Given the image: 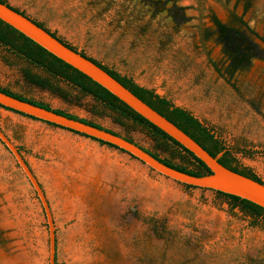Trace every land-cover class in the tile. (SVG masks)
I'll return each instance as SVG.
<instances>
[{
  "label": "rangeland",
  "instance_id": "374dc122",
  "mask_svg": "<svg viewBox=\"0 0 264 264\" xmlns=\"http://www.w3.org/2000/svg\"><path fill=\"white\" fill-rule=\"evenodd\" d=\"M77 52L189 111L264 183V0H3ZM228 30L220 38L211 16ZM208 36L207 40H204ZM56 92L28 83L23 71ZM0 88L194 164L91 96L0 46ZM0 129L48 202L55 264H264L258 224L212 190L186 188L124 152L4 110ZM42 205L0 142V264H49Z\"/></svg>",
  "mask_w": 264,
  "mask_h": 264
},
{
  "label": "water",
  "instance_id": "95a60500",
  "mask_svg": "<svg viewBox=\"0 0 264 264\" xmlns=\"http://www.w3.org/2000/svg\"><path fill=\"white\" fill-rule=\"evenodd\" d=\"M0 20L118 98L134 112L164 132L181 147L200 160L210 170V174L204 176H192L178 171L163 164L145 149L115 133L58 114L51 109L48 110L23 101L2 91H0V106L39 121L56 125L63 129L110 144L117 149L124 151V153L138 160L164 178L176 183L236 196L264 209V183H259L222 166L218 160L223 152L215 157L211 156L196 141L140 100L93 61L64 45L56 37H53L50 32L38 26L26 15L15 11L14 8L1 2ZM0 142L14 157L24 176L36 192L42 205L48 226V263L55 264L56 238L54 224L44 193L29 166L19 153L18 148L12 144L1 129Z\"/></svg>",
  "mask_w": 264,
  "mask_h": 264
},
{
  "label": "trees",
  "instance_id": "16d2710c",
  "mask_svg": "<svg viewBox=\"0 0 264 264\" xmlns=\"http://www.w3.org/2000/svg\"><path fill=\"white\" fill-rule=\"evenodd\" d=\"M1 3L6 4L9 6L5 1L0 0ZM15 11H18L14 9ZM19 12V11H18ZM23 14L22 12H20ZM24 15V14H23ZM211 20L214 24V26L217 29V32L219 33L220 38L224 39L226 44H229V35L228 30L225 28V26L216 19L213 15L211 16ZM36 23V22H34ZM41 28H44L41 24L36 23ZM45 29V28H44ZM48 31V30H47ZM49 32V31H48ZM53 37H56L55 34L51 33ZM60 42H62L67 47L71 48L74 51H77L75 48L71 47L64 41L60 40L58 37H56ZM208 36L205 37L204 40H207ZM0 46L4 47L6 50L12 52L14 55L21 57L25 59L29 64L33 65L36 68L41 69L45 74H47L49 77L61 80L65 83H68L69 85L73 86L74 88L78 89L82 94L91 96L94 98L97 102L101 103L103 106L107 107L114 113L119 114L121 117L128 118L132 120L134 123L139 125L140 127L148 130L151 132L155 137H158L160 139H167L180 147L183 151H185L193 160L194 164L187 165V164H174L172 160L168 158L161 159L156 154L150 153L154 158L158 159L163 164L174 168L178 171L187 173L192 176H204L207 174H210V170L195 156H193L189 151L181 147L177 142H175L173 139H171L169 136H167L164 132L159 130L157 127L152 125L150 122H148L146 119L141 117L139 114L134 112L131 108H129L127 105H125L123 102H121L118 98L113 96L111 93H109L107 90L102 88L97 83L93 82L91 79L80 73L79 71L75 70L71 66L67 65L63 61L59 60L46 50H44L42 47L25 37L23 34L12 28L11 26L5 24L0 20ZM81 55L85 56L83 53L79 52ZM87 57V56H85ZM91 61H93L95 64H97L99 67H101L104 71H106L110 76H112L114 79H116L120 84H122L125 88H127L130 92H132L135 96H137L140 100H142L144 103H146L148 106H150L153 110L158 112L160 115H162L164 118H166L168 121L173 123L175 126H177L179 129H181L185 134H187L189 137H191L194 141H196L206 152H208L211 156L215 157L218 154L222 153V156L218 160V162L224 166L225 168L236 172L240 175H243L245 177H248L250 179H253L259 183L263 182L259 177H257L254 172L242 166L237 158L235 157L236 154H241L243 156L252 157L254 153H252L249 149H246L244 147H239L237 145H229L226 144V142L222 141L220 137L214 133V131L203 124L200 120H198L195 116H193L189 111H187L184 108L175 106L170 100L161 97L157 95L153 90L146 89L144 87H141L137 85L131 78L121 76L118 73L108 69L107 67L101 65L100 63L96 62L95 60L87 57ZM23 76L25 80L37 87L40 88H47L52 92H56L55 87H53L49 80L43 79L40 76H37L28 70L23 71ZM0 91L11 95L13 97H16L18 99H21L23 101L32 103L34 105L43 107L45 109H50L45 105L36 103L31 100H27L25 98H22L20 96H17L5 89H1ZM3 108L2 106H0ZM4 110L13 112L15 114H19L21 116L30 118L32 120H37L32 117L23 115L21 113L15 112L13 110L3 108ZM54 112L58 114L65 115L69 118L79 120L83 123H87L89 125L95 126L97 128H101L98 125H95L91 122H87L78 118H75L73 116L64 114L60 111L53 110ZM39 121V120H37ZM43 122V121H40ZM45 123V122H43ZM47 125L57 127L60 129H63L61 127H58L56 125H52L49 123H45ZM66 130V129H63ZM69 131V130H66ZM109 131V130H107ZM72 132V131H69ZM111 132V131H109ZM76 135H80L86 138H89L87 136L81 135L76 132H72ZM118 135V134H117ZM127 140H129L126 137H123ZM93 141L98 142L100 145H106L110 148L116 147L106 144L102 141L95 140L93 138H89ZM131 141V140H129ZM132 142V141H131ZM119 150V149H117ZM121 152H124L120 150ZM186 188H195L189 185H184ZM217 195L224 197L231 201L234 207H238L242 212L245 214H248L254 221L257 222L263 221L264 222V209L261 207L247 201L244 199H241L236 196L227 195L221 192L214 191Z\"/></svg>",
  "mask_w": 264,
  "mask_h": 264
},
{
  "label": "flooded vegetation",
  "instance_id": "af4514ba",
  "mask_svg": "<svg viewBox=\"0 0 264 264\" xmlns=\"http://www.w3.org/2000/svg\"><path fill=\"white\" fill-rule=\"evenodd\" d=\"M33 21V20H32ZM35 22V21H34ZM37 23V22H36ZM47 30V29H46ZM51 33V32H50ZM61 40V39H60ZM63 41V40H62Z\"/></svg>",
  "mask_w": 264,
  "mask_h": 264
},
{
  "label": "crops",
  "instance_id": "0c3cea01",
  "mask_svg": "<svg viewBox=\"0 0 264 264\" xmlns=\"http://www.w3.org/2000/svg\"><path fill=\"white\" fill-rule=\"evenodd\" d=\"M87 139H89V138H87ZM91 140V139H90Z\"/></svg>",
  "mask_w": 264,
  "mask_h": 264
}]
</instances>
